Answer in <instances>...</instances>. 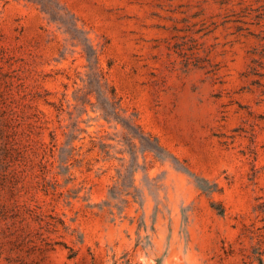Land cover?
I'll use <instances>...</instances> for the list:
<instances>
[{
	"label": "rangeland",
	"instance_id": "374dc122",
	"mask_svg": "<svg viewBox=\"0 0 264 264\" xmlns=\"http://www.w3.org/2000/svg\"><path fill=\"white\" fill-rule=\"evenodd\" d=\"M0 264H264V0H0Z\"/></svg>",
	"mask_w": 264,
	"mask_h": 264
}]
</instances>
